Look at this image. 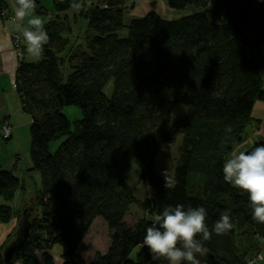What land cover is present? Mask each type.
<instances>
[{"label":"trees","instance_id":"16d2710c","mask_svg":"<svg viewBox=\"0 0 264 264\" xmlns=\"http://www.w3.org/2000/svg\"><path fill=\"white\" fill-rule=\"evenodd\" d=\"M14 1L46 13L38 0ZM165 1L188 14L125 24V0H51L54 15L33 38L40 58H22L15 76L31 120L29 171L41 183L28 242L11 264H41L37 252L54 246L62 264H247L264 250V177L236 187L225 168L235 161L239 176H251L264 166V142L232 158L264 102V0ZM80 3L83 47L69 45L70 27L57 23ZM177 105L192 111L168 127ZM63 107L81 119L71 123ZM179 137L169 184L155 159ZM133 166L149 189L141 200ZM24 191L14 171L0 170L1 199ZM131 206L143 214L134 227L124 222ZM21 215L0 206L2 224ZM97 217L109 245L89 261L85 239Z\"/></svg>","mask_w":264,"mask_h":264},{"label":"rangeland","instance_id":"374dc122","mask_svg":"<svg viewBox=\"0 0 264 264\" xmlns=\"http://www.w3.org/2000/svg\"><path fill=\"white\" fill-rule=\"evenodd\" d=\"M38 2L46 12L43 15H37L34 11L22 10L20 7L14 4L15 1L12 0V3L17 8V10H19V12L25 16L24 21L17 25L20 31L19 34H25L31 30L32 32H36V34H38V29H33V27L41 25L50 19L51 15H54L51 0H38ZM83 9H85V6L83 3H80L67 13L62 14L57 19V23H61L64 29L70 27L68 39L69 45L72 44L73 46L80 47L84 46L87 23L80 16V11ZM148 13H154L164 19L178 18L188 14L187 11L170 9L167 6L165 0H125L123 20L125 24L132 19L143 17ZM120 36L123 37L124 32H121ZM23 42L26 43V41ZM29 42H27V47L25 49V57L27 61L32 62L39 59L40 56H38V54L32 50ZM17 58L19 59L18 56ZM261 73L264 75V68L262 69ZM111 89L112 83L109 82L105 86L104 92L109 95ZM8 100L10 101V98H8ZM254 107L255 108L253 109L252 113V117L254 118L252 129L253 131H260H254L253 133L256 134V141L264 142V132L262 131L264 128V102H258ZM191 111L192 109L190 107H186L184 105L175 106L172 109L171 121L168 124V127H170L175 121L186 117L191 113ZM62 113L71 123L81 119V113L76 107H63ZM4 126L10 127L11 134L8 139L5 136H2V129ZM30 126V117L22 111L20 99L19 102L17 101L15 104H8L6 100H3V102L0 103V170L14 171L16 177L21 181V184L25 188L23 193L19 192L16 194L12 202H5L0 198V206H7L11 208V210L15 213V217L16 215L20 216V214H22L27 207L31 208L33 212L38 211L35 198L40 190L41 176L37 172L29 171L32 168L30 157ZM246 140L248 141V138ZM179 144L180 137L177 138L176 142L170 147L161 150L155 159L156 172L169 184L173 183L174 164ZM54 148L55 144L52 145V149ZM241 148L242 146H238L235 149V151L232 153V158L237 156V152L240 151ZM234 162L235 161L228 162L226 165H233L231 163ZM133 167L134 168L129 172V181L134 187L135 199L141 200L149 192V189L144 184V182H138L135 172L136 166ZM262 177H264V166L261 167L256 174L251 176H238L237 178H233L232 182L234 186L238 187L245 183L259 181ZM142 216L143 214L136 206H131L124 219V222L127 225L134 227L136 221ZM17 222L18 221L14 218L9 223H0V246L6 245V236L11 231L13 226L15 227L13 231L10 232V234L11 236L15 234L14 231L17 227ZM91 226L92 228L88 232L85 239L86 251L84 252V257L86 259L93 258L97 252H105L109 245L107 226L102 218H95ZM11 238L12 237H10V239ZM260 257L262 258L263 256L260 255ZM15 264L20 263L19 261H16ZM262 264H264V262Z\"/></svg>","mask_w":264,"mask_h":264},{"label":"crops","instance_id":"0c3cea01","mask_svg":"<svg viewBox=\"0 0 264 264\" xmlns=\"http://www.w3.org/2000/svg\"><path fill=\"white\" fill-rule=\"evenodd\" d=\"M4 1L6 5H3L4 7L0 9V103L3 102V100H6L8 104L10 103L15 104V102L17 101L19 102V95L15 89V76L20 60L17 58L18 49L15 48V46L13 45L11 34L15 30L20 32L17 25L20 22L24 21L25 16L21 12H19V10H17V8L13 5L12 0H4ZM39 26L40 25L33 27V29H36ZM31 31H28L25 34L21 33V35L26 36ZM26 47H27V42L26 43L22 42L20 53L22 54V58L25 62H30L27 61L25 57ZM261 76L264 80V75H262V73ZM7 97L10 98V101L8 100ZM254 131L259 132L260 130H254ZM254 131L253 129L250 128L247 131L248 141L246 140L243 144L240 145L242 146V148L240 149V151L237 152V156L235 157V160H237L247 148H249L251 145H253L256 142H259L256 141L255 139L256 134L253 133ZM262 131L264 132V128L262 129ZM231 164L233 165H226L225 168L227 174L229 175L232 181L233 178H237L239 174H238L237 162ZM14 227L15 226L12 227L11 231H13ZM91 228L92 226L90 227V230ZM10 232L7 234V236L10 234ZM45 252L48 254V256L51 259V261L48 264H62V260H61L62 249L60 247L54 246L47 251H38L37 256L41 264H46L42 259V254ZM261 255L263 256L260 260V262L262 261L261 262L262 264L264 262V252L261 253ZM93 258L88 260L89 261L93 260Z\"/></svg>","mask_w":264,"mask_h":264},{"label":"water","instance_id":"95a60500","mask_svg":"<svg viewBox=\"0 0 264 264\" xmlns=\"http://www.w3.org/2000/svg\"><path fill=\"white\" fill-rule=\"evenodd\" d=\"M32 209L27 207L21 215L17 224L15 234L11 236L8 243L2 251V259L4 264H11L14 256L21 253L29 238V230L32 222Z\"/></svg>","mask_w":264,"mask_h":264},{"label":"built area","instance_id":"2783aa9c","mask_svg":"<svg viewBox=\"0 0 264 264\" xmlns=\"http://www.w3.org/2000/svg\"><path fill=\"white\" fill-rule=\"evenodd\" d=\"M37 33H38V31H37ZM36 36H37L36 32L34 33L32 31L29 32L26 36H23V37H22L21 34H19V32L17 30H15V31L12 32L11 39H12V41L14 43L15 48L18 49V53H19L18 57H19V60L22 59V55L20 53V49H21V44L24 41V39L25 40L26 39H29L30 46H31L32 50L36 54L40 53V51H41V44L38 43V42L33 41V38H35ZM10 134H11L10 133V127L9 126H4L3 129H2V136H5L6 138H9ZM260 260H261L260 255H257L256 257L248 260L247 264H259Z\"/></svg>","mask_w":264,"mask_h":264}]
</instances>
